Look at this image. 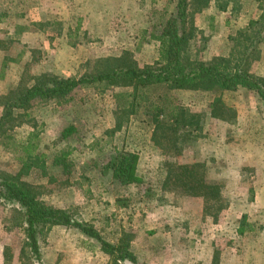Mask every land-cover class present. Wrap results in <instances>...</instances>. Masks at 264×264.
I'll list each match as a JSON object with an SVG mask.
<instances>
[{
    "label": "rangeland",
    "instance_id": "obj_1",
    "mask_svg": "<svg viewBox=\"0 0 264 264\" xmlns=\"http://www.w3.org/2000/svg\"><path fill=\"white\" fill-rule=\"evenodd\" d=\"M188 3L183 64L243 60L250 74L264 78V0ZM176 5L0 0V118L10 92L49 74L80 78L129 64L164 66L157 38L176 17ZM129 92L83 87L16 112L21 117L9 133L19 152L0 145V176L19 175L37 199L93 227L110 244L128 241L138 264H264L260 96L240 87L203 92L157 86L148 91L150 103L117 130L122 99L116 96ZM157 105L185 110L196 121L192 134L182 127L156 131L149 112ZM29 142L39 146L35 155L44 158L47 176L40 167L23 172L19 157ZM124 153L137 157L139 184L121 185L105 170ZM57 158L69 169L55 165ZM186 170L196 182L217 186L219 201L190 194L183 185ZM20 210L0 198V264H129L114 262L95 240L62 226L41 231L37 259L26 245Z\"/></svg>",
    "mask_w": 264,
    "mask_h": 264
},
{
    "label": "trees",
    "instance_id": "obj_2",
    "mask_svg": "<svg viewBox=\"0 0 264 264\" xmlns=\"http://www.w3.org/2000/svg\"><path fill=\"white\" fill-rule=\"evenodd\" d=\"M188 0H177V15L168 21L164 33L157 38L162 45V56L166 64L158 69H141L136 64L106 68L95 74H85L80 78H60L46 75L39 79L35 85L28 88H16L10 92L3 105V115L0 118V145L18 153L15 149L20 146L14 142L15 138L9 132L15 127L14 122L21 117L16 112H27L36 100H62L68 98L76 90L83 87H122L130 88L131 92L117 95L120 101L117 118V130L123 128L124 120L134 115L143 102L150 103L148 91L157 86H165L170 90H191L203 92H217L218 90H234L244 88L257 93L264 102V78L256 77L248 72V65L242 60L232 62L230 59L220 60L214 64L202 63L183 64L184 45L187 42L185 32ZM150 116L156 125V131L167 129L176 131L182 127L187 134H192L196 121L193 117L186 116L183 109L172 107L170 110L165 105H157L150 109ZM16 115V116H15ZM18 115V116H17ZM120 116V118H119ZM167 119V120H165ZM67 132L72 129L66 130ZM34 134L30 135L32 137ZM35 139V138H33ZM4 140V143H3ZM36 143H28L20 155L23 172H29L33 167L41 168L47 176L44 158L35 155L38 149ZM55 165L69 169L64 159H55ZM112 172L113 178L121 185L139 184L137 174V157L124 153L110 161L105 170ZM183 185L193 195L204 197L206 200L219 201L220 190L217 186H208L196 182L193 175L186 170ZM17 176H0V198L6 202L16 203L21 207L20 214L25 226L27 236L26 245L30 247L33 255L40 259L39 239L41 231L46 227L62 226L74 229L84 236L95 240L101 250L109 255L114 262H128L138 264V260L130 251L129 243L121 240L118 245L107 242L93 227L78 221L67 211L54 208L37 199L29 186L19 180ZM178 181V174L174 176Z\"/></svg>",
    "mask_w": 264,
    "mask_h": 264
},
{
    "label": "crops",
    "instance_id": "obj_3",
    "mask_svg": "<svg viewBox=\"0 0 264 264\" xmlns=\"http://www.w3.org/2000/svg\"><path fill=\"white\" fill-rule=\"evenodd\" d=\"M95 21H98V20H95ZM101 21V20H100Z\"/></svg>",
    "mask_w": 264,
    "mask_h": 264
}]
</instances>
